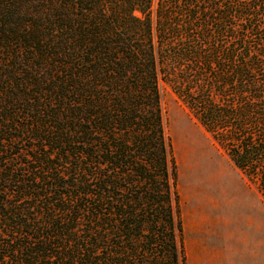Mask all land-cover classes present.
Returning a JSON list of instances; mask_svg holds the SVG:
<instances>
[{
  "label": "trees",
  "instance_id": "obj_1",
  "mask_svg": "<svg viewBox=\"0 0 264 264\" xmlns=\"http://www.w3.org/2000/svg\"><path fill=\"white\" fill-rule=\"evenodd\" d=\"M163 82L264 197V0H0V264H188Z\"/></svg>",
  "mask_w": 264,
  "mask_h": 264
},
{
  "label": "crops",
  "instance_id": "obj_2",
  "mask_svg": "<svg viewBox=\"0 0 264 264\" xmlns=\"http://www.w3.org/2000/svg\"><path fill=\"white\" fill-rule=\"evenodd\" d=\"M233 172L238 187L230 189L226 212L213 219V228H203L210 222L205 196L190 190V205L181 202L189 264H264V197L236 165Z\"/></svg>",
  "mask_w": 264,
  "mask_h": 264
},
{
  "label": "rangeland",
  "instance_id": "obj_3",
  "mask_svg": "<svg viewBox=\"0 0 264 264\" xmlns=\"http://www.w3.org/2000/svg\"><path fill=\"white\" fill-rule=\"evenodd\" d=\"M162 101L168 136L178 163L180 214L183 199L184 207L190 205L188 194L190 190L196 191L206 197L209 208L210 222L207 221L203 228H213V219L217 216L221 218L226 212L224 205L226 198L231 196L230 189L238 187V181L233 175L235 165L191 110L164 82ZM188 148L193 153L187 155ZM210 239L214 241L215 237L211 236ZM186 255L188 257L187 249Z\"/></svg>",
  "mask_w": 264,
  "mask_h": 264
},
{
  "label": "bare ground",
  "instance_id": "obj_4",
  "mask_svg": "<svg viewBox=\"0 0 264 264\" xmlns=\"http://www.w3.org/2000/svg\"><path fill=\"white\" fill-rule=\"evenodd\" d=\"M189 145H190V144H189ZM187 150H188V153H187V155H189V154L193 153V152L190 150V148H188ZM196 152H197V151H196ZM196 152H195V153H196ZM197 154H198V153H197ZM199 159H200V158H199ZM199 159H198V160H199ZM194 160H195V159H194Z\"/></svg>",
  "mask_w": 264,
  "mask_h": 264
}]
</instances>
